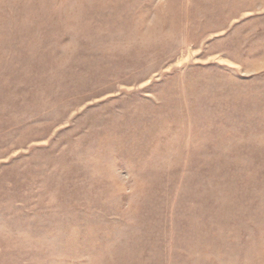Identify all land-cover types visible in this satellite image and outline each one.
I'll list each match as a JSON object with an SVG mask.
<instances>
[{"label": "rangeland", "instance_id": "374dc122", "mask_svg": "<svg viewBox=\"0 0 264 264\" xmlns=\"http://www.w3.org/2000/svg\"><path fill=\"white\" fill-rule=\"evenodd\" d=\"M0 264H264V0H0Z\"/></svg>", "mask_w": 264, "mask_h": 264}]
</instances>
